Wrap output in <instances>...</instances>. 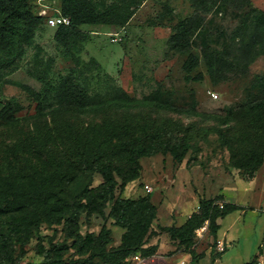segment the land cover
Returning <instances> with one entry per match:
<instances>
[{
    "label": "rangeland",
    "instance_id": "1",
    "mask_svg": "<svg viewBox=\"0 0 264 264\" xmlns=\"http://www.w3.org/2000/svg\"><path fill=\"white\" fill-rule=\"evenodd\" d=\"M27 1L35 14L42 9L47 10L48 17L61 13V0ZM92 1L99 11L118 7L120 12H132L131 19L124 26L81 25L68 48L57 44L56 26L42 21L31 40L22 45V56L0 67V111L11 97L22 105L0 120V200L4 198L2 190L11 186L33 195L37 186H50L57 178L58 158L63 157L66 143L56 134L49 143H45L46 137L40 142L39 134L47 127L55 130L60 126L63 136L70 134L74 144L87 137L90 151L97 150L104 157L116 142L105 124L132 137L153 135L160 129L157 141L171 145L188 142L190 148L181 163L164 150L142 157L138 177L124 186L117 177L116 196H150L159 208L140 252L142 259L128 257L122 264H194L190 250L173 239L166 228L179 226L199 209L201 199L218 196L242 209L218 219L217 250L224 252L216 261L211 257L214 239L209 222L206 229L196 231V252L203 254L196 263L264 264V162L251 178L234 166L230 150L219 140V122L144 106L79 117L53 115L58 103L47 91L49 85L72 76L79 89L95 102L125 91L135 100L155 98L178 108L218 114L226 113L224 108L239 109L264 99V0H215L207 14L196 12L188 0ZM191 16L201 18L202 24L191 37L189 50L183 52L173 39L178 23ZM205 50L220 60L213 77L207 70ZM191 55L199 60L188 71L184 65ZM199 72L204 74L202 81L186 80L187 75ZM69 124H75L73 130L63 131ZM236 127L245 129L248 124L238 123ZM122 162L120 159L119 164ZM89 180L84 184H90ZM103 181L100 173H93V195H98ZM146 185L152 191L147 192ZM111 206L110 202L104 207L106 216ZM29 207L0 220V264L41 262L52 245L53 256L66 263L107 264L98 256L89 258L96 246L95 237L105 225L110 228V249L122 243L126 232L111 218L84 212L73 224L72 237H68L64 221L49 224L40 217L36 224L31 220L36 212Z\"/></svg>",
    "mask_w": 264,
    "mask_h": 264
},
{
    "label": "trees",
    "instance_id": "2",
    "mask_svg": "<svg viewBox=\"0 0 264 264\" xmlns=\"http://www.w3.org/2000/svg\"><path fill=\"white\" fill-rule=\"evenodd\" d=\"M188 1L196 12L202 14L210 13L215 5V0ZM120 11L121 9L118 7L99 11L92 0H61L60 14L68 17L70 24L57 26L54 38L59 46L68 48L80 33L78 27L81 25L124 26L131 19L132 12L127 14L126 10ZM46 17L42 16L40 12L35 14L28 6L27 0H0V67L11 65L22 56V45L31 40L42 21L47 23ZM201 24L202 20L198 16H191L180 21L173 39L175 46L181 51L187 52L191 46V37ZM204 57L207 70L213 77L220 60L214 52L208 50H205ZM198 60L197 56L191 55L185 62V69L193 70ZM203 79V72H199L195 76L190 74L186 76L187 81H202ZM79 88L73 82L72 76L65 77L56 85H49L47 91L58 103L53 115L69 114L79 117L102 114L109 109L132 110L144 106L198 116L206 120H216L221 125L216 129L219 140L230 150L234 166L243 169L247 173L246 176L251 178L264 162V99L245 103L239 109L224 108L226 113L218 114L178 108L155 98L135 100L125 91L110 100L95 102ZM21 107L17 98L11 97L0 111V120L9 112L13 115L14 111ZM238 123H247L248 127L237 128L236 124ZM75 124L63 126V131H69V129L72 131V126ZM228 128H232L233 131L230 133ZM105 129L114 137L116 136V142H113L114 148L107 150L106 157L100 155L97 150L93 153L90 151L87 137L78 139L74 144L70 139V134L63 136L60 126L55 128L56 132L51 127L40 132L38 138L40 142L44 141L46 137L45 143H49L56 134L57 139L66 143L62 148L63 157L58 158V166H56L59 169V174L57 178H53L52 185L37 186L33 195L29 194L28 190H16L13 186L2 190L1 194L4 198L0 200V220L8 213L33 205L29 208L39 213V216L36 213L32 214L31 220L34 223L37 224L40 217L48 220L49 224L64 221L67 236L72 237L73 224L78 223L82 213H98L105 220L113 219L114 225L125 228L126 232L122 236L120 245L107 249V245L112 242L113 238L111 229L105 225L100 234L95 237L96 246L89 258L98 256L107 264H122L125 263L124 259L137 253L141 254L159 208L152 203L150 196L138 199L116 196V188L119 186L117 177L122 181L121 186H124L127 182L138 177L140 173L138 165L142 157L157 154L162 150L169 151L175 161L181 163L190 144L188 142L172 145L166 142L163 144L162 141H157L161 137L160 129L155 130L153 135L147 134L145 137L142 135L133 137L127 135V137L122 132H118L121 131L120 128L112 127L109 124H105ZM55 138L56 136H54ZM131 138L133 140H130ZM120 159L123 161L122 164H119ZM95 172L100 173L104 180L98 193L100 202L96 200L98 195H93L92 188H90ZM87 178L90 179L88 185L84 184V180ZM84 200L88 202H84ZM218 201L222 202V206ZM110 202L112 206L106 216L104 207ZM240 209L242 206L229 202L222 196L203 198L200 200L199 209L193 212L182 225L167 227L166 231L171 234L173 239H178L190 250L192 261L197 264V259L203 257V254L196 252V231L209 222L211 235L214 239L211 245V257L213 261H216L224 252L217 250L220 230L218 219ZM54 252V245H52L46 251L43 261L27 264L79 263L78 260L66 263L61 257L53 256ZM248 264H254V262Z\"/></svg>",
    "mask_w": 264,
    "mask_h": 264
},
{
    "label": "built area",
    "instance_id": "3",
    "mask_svg": "<svg viewBox=\"0 0 264 264\" xmlns=\"http://www.w3.org/2000/svg\"><path fill=\"white\" fill-rule=\"evenodd\" d=\"M40 14L42 15V16H47L46 14H47V10L46 9H42V11L40 12ZM46 20H47V23L49 24V25H51V26H60V25H63V24H65V25H69L70 24V19L68 18V17H65V16H63V15H61V14H58V15H53V16H47L46 17ZM145 189L147 190V192H150V191H152V189L150 188V186L149 185H146L145 186ZM221 206H222V203H221ZM206 223H208V222H206ZM207 228V225L206 224H204L202 227H201V229H206ZM200 229V228H199ZM199 229H197V230H199ZM132 259H134L135 261H140L141 259H142V257H141V255L139 254V253H137V254H134V255H132V256H130Z\"/></svg>",
    "mask_w": 264,
    "mask_h": 264
},
{
    "label": "crops",
    "instance_id": "4",
    "mask_svg": "<svg viewBox=\"0 0 264 264\" xmlns=\"http://www.w3.org/2000/svg\"><path fill=\"white\" fill-rule=\"evenodd\" d=\"M199 207H200V205H199ZM190 215H187L183 220H182V222L180 223V225H182L187 219H188V217H189ZM179 225V226H180Z\"/></svg>",
    "mask_w": 264,
    "mask_h": 264
}]
</instances>
